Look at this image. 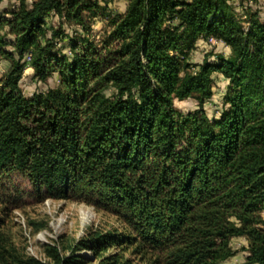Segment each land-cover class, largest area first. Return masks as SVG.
<instances>
[{
    "label": "trees",
    "instance_id": "trees-1",
    "mask_svg": "<svg viewBox=\"0 0 264 264\" xmlns=\"http://www.w3.org/2000/svg\"><path fill=\"white\" fill-rule=\"evenodd\" d=\"M6 1L15 5L0 14V60L8 62L0 178L17 172L39 200L84 202L118 226L91 228L68 253L47 243L38 259L12 241L6 217L15 202L0 194V264H220L241 236L246 255L237 264H264L258 12L241 19L229 0H126L121 13L85 0ZM50 12L78 25L82 38L48 26ZM94 16L109 27L98 42L88 38ZM210 38L228 56L192 60L196 43ZM27 55L38 80L56 73L54 86L23 94ZM215 72L227 84L209 117L203 105ZM189 97L193 110L174 106Z\"/></svg>",
    "mask_w": 264,
    "mask_h": 264
},
{
    "label": "rangeland",
    "instance_id": "rangeland-1",
    "mask_svg": "<svg viewBox=\"0 0 264 264\" xmlns=\"http://www.w3.org/2000/svg\"><path fill=\"white\" fill-rule=\"evenodd\" d=\"M95 3L100 10L105 9L109 13H121L126 0H85ZM234 12L239 18H244L253 11L258 12V17L264 21V0H229ZM15 5L14 1H0V14L9 17V13L4 10H11ZM106 17H89L88 24L90 32L88 38L98 42L109 27ZM48 26L56 29L58 26L68 35H74L78 39L83 33L80 27L71 21L65 20L50 12L46 17ZM80 34V36H79ZM5 39L9 42L13 40L11 34H6ZM59 46V45H58ZM56 46V48H58ZM228 49L221 44H212L199 40L193 50L192 60L200 62L204 56L208 60L215 61L218 57L228 56ZM7 60H0V75L7 69ZM56 73H52L44 81L38 80L32 73L29 66H24L19 82L24 95L30 96L36 91H45L56 84ZM227 81L219 74H212V94L204 102V110L209 117H216L222 104V95ZM174 106L182 112L193 110L196 107V100L189 97L183 100L174 99ZM0 194L7 199L14 200L6 217V226L12 241L25 252L26 255L44 259L43 248L47 243H56L58 246L67 247L64 253L70 252L68 246H72L78 239L85 236L91 228L107 230L116 228L117 222L112 216L96 212L92 206L71 199L54 200L44 198L39 200L32 194V189L28 181L18 174L11 172L0 178ZM14 206V207H13ZM34 221L42 224L38 230H34ZM230 246L234 250V255L220 264L243 263L246 255L247 239L244 236L232 237ZM80 254H88V251H81ZM96 261L90 264H95Z\"/></svg>",
    "mask_w": 264,
    "mask_h": 264
},
{
    "label": "built area",
    "instance_id": "built-area-1",
    "mask_svg": "<svg viewBox=\"0 0 264 264\" xmlns=\"http://www.w3.org/2000/svg\"><path fill=\"white\" fill-rule=\"evenodd\" d=\"M208 41L210 43H212V44H219V42L216 39H213V38H210ZM24 60H25L24 66H26V65L28 66L29 55L25 56Z\"/></svg>",
    "mask_w": 264,
    "mask_h": 264
}]
</instances>
